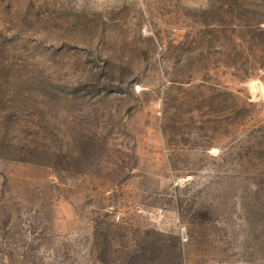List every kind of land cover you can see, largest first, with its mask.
<instances>
[{
  "label": "rangeland",
  "instance_id": "obj_1",
  "mask_svg": "<svg viewBox=\"0 0 264 264\" xmlns=\"http://www.w3.org/2000/svg\"><path fill=\"white\" fill-rule=\"evenodd\" d=\"M0 264H264V0H0Z\"/></svg>",
  "mask_w": 264,
  "mask_h": 264
}]
</instances>
